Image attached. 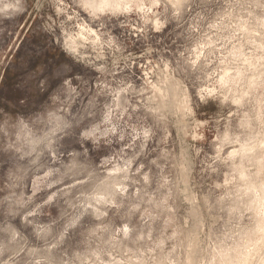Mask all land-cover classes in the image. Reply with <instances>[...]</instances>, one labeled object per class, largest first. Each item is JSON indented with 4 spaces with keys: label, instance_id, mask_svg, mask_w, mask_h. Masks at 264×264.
Instances as JSON below:
<instances>
[{
    "label": "clouds",
    "instance_id": "obj_1",
    "mask_svg": "<svg viewBox=\"0 0 264 264\" xmlns=\"http://www.w3.org/2000/svg\"><path fill=\"white\" fill-rule=\"evenodd\" d=\"M0 264H264V0H0Z\"/></svg>",
    "mask_w": 264,
    "mask_h": 264
}]
</instances>
